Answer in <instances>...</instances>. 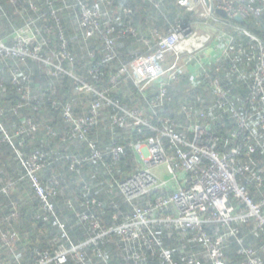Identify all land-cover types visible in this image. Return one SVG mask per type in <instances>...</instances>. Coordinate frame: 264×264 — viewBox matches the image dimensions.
<instances>
[{"label": "built area", "instance_id": "1", "mask_svg": "<svg viewBox=\"0 0 264 264\" xmlns=\"http://www.w3.org/2000/svg\"><path fill=\"white\" fill-rule=\"evenodd\" d=\"M10 1L14 5L18 2ZM150 1L158 9L161 8L162 2ZM178 1L189 11L192 10L186 5L188 2L193 7L210 4V0ZM217 1L220 6L215 8L212 5L211 13L228 30H223L213 46L204 49L199 57L194 55L198 48L194 40L197 33L192 28L193 23L177 24L167 34L160 35L155 32V41L145 39L149 47L147 54L139 55L129 64L123 65L119 74L112 78L116 83L119 75L128 74L142 92L158 85L155 97L149 101L151 109L157 114L158 109H163L169 98L167 85L179 83L183 76H187L190 88L201 87L205 94L196 95L193 104L189 102V106H184L183 111L188 121L184 130L179 129L181 125L176 118L159 116L155 124L145 116L143 110L127 109L113 103L95 85L56 63L54 57L42 55L47 40L36 28V21L49 15L56 21L55 27L59 30L60 58L75 62L68 47L63 22L58 15L60 9L55 6L54 0H45L48 7L46 13L42 12L36 1L30 0V7L37 17L30 18L24 26L15 30L13 45L0 39V57H12L19 61L33 59L43 64L49 75L65 73L73 77L77 81V92L95 96L89 111L82 116L73 112L72 104L64 106L63 116L71 126L70 139L86 138L91 129L104 122L101 109L105 102L114 104L118 109L110 118L111 127L138 128L140 134L145 129H150L156 133L155 136L139 139L134 145L138 161L134 172L126 178L118 181L111 178L105 183V187H116L117 192L133 207L132 213L119 224L104 227L94 211L95 204H101L96 200L98 192H93V214L89 212V205L82 204L83 207L87 206V211H82L72 201H68L72 212L88 225L89 236L79 244L71 242L69 246L59 245L54 251L40 252L37 264H99L101 260L109 264L100 244L114 234L126 244L127 259L134 264H149L150 254H154L162 264H178L172 251L164 247L162 238L157 234L156 229L159 227L182 228L184 237L198 245L197 251L180 256L182 264H227L225 249L231 238H235L239 245L237 254L242 257L241 264H264V240L260 247H255L247 245L241 236L242 228L252 225L264 238V168L254 163L251 158L258 150L264 153V39L235 20L238 16L245 19L250 14L260 15L264 5H256V0H249V5L245 3L247 0ZM75 5L79 7L77 21L84 31V40L98 37L104 48L103 62L115 60L119 46L114 36L116 28L111 20H103L110 12L102 6H89L84 0H74ZM217 9L224 10L226 16L217 13ZM23 13L19 11V14ZM45 25L44 33L52 32L54 26ZM122 32L137 34V30L132 27H125ZM234 32L248 37L247 47L236 43ZM167 54H172L175 61H165ZM90 55L95 56L92 52ZM90 74L93 79L99 78V69H90ZM12 75L17 82L29 83V76L17 69L12 70ZM235 75L239 78L247 77L245 82L249 91L245 98L225 82L227 79L230 82V78ZM241 84L240 82L237 86ZM23 90L27 95L31 93L26 85ZM225 114L235 124L230 136L237 143L228 151H220L222 142L214 131L213 124ZM26 123L32 128L35 127L32 119H27ZM23 133L25 129L20 128L18 135ZM50 133L54 134V131L49 129ZM165 139L172 145L171 149L166 146ZM4 142L12 143L13 136L0 119V143ZM88 146L91 154L84 160H103L106 152L95 141H89ZM125 148L124 144H115L112 147V162L105 163L107 173H112L113 165L122 158ZM21 162L26 170L25 177L40 199L35 218L52 222L61 237L70 240L67 225L61 221L52 200L57 195L58 182L52 177L44 184L40 178L41 172L49 165L48 154L36 151L28 157H22ZM80 162L79 158H75L71 168L74 169ZM159 169L166 172L163 177L158 176L161 174ZM251 186L257 189L262 199H254L249 189ZM15 188V182H11L0 187V193L10 194ZM85 191L87 195L91 194L90 188L86 187ZM160 191L168 193H160L151 198V194ZM18 215V211L14 210L11 214L14 221ZM210 229L212 231L209 232ZM18 240L19 233L13 226L8 230L1 229L0 253L4 247L11 248L16 245ZM87 247H93V255L85 250Z\"/></svg>", "mask_w": 264, "mask_h": 264}, {"label": "trees", "instance_id": "2", "mask_svg": "<svg viewBox=\"0 0 264 264\" xmlns=\"http://www.w3.org/2000/svg\"><path fill=\"white\" fill-rule=\"evenodd\" d=\"M29 1L18 0L14 5L10 0H0V39H4L10 45L14 44L15 30L24 26L30 18L37 17ZM34 1L39 4L43 13L47 12L45 0ZM54 1L55 6L60 9L58 15L63 22L68 47L75 57V62L71 63L60 58L59 30L55 27L56 21L49 15L36 21V28L47 40L42 55L54 57L56 63L67 70H72L75 75L95 85L99 91L105 92L113 103L127 109H141L155 124L159 116L176 118L181 125L179 129L184 130L188 122L183 111L184 106L193 104L196 95L205 94L201 87L194 89L186 87L187 76H183L179 83L167 85L169 98L164 108L158 109L157 114L151 109L149 101L155 97L158 85H153L142 92L128 74L119 75L116 83L112 78L119 74L123 65L129 64L139 55L147 54L149 47L145 39L155 41L153 37L155 32L164 35L177 24H196L198 18L194 12L181 6L178 0H158L162 2L160 9L150 0H84L89 6L98 5L109 11L110 15L103 20H111V24L116 28L114 36L119 44L118 55L115 60L104 63V48L101 40L98 37L84 40V31L77 21L79 7L74 6V0ZM245 3L251 4L249 0ZM255 4L260 6L264 5V2L256 0ZM19 11L24 13L19 14ZM45 24L54 26L52 32L44 33ZM241 24L251 33L264 39V10L258 16L250 14ZM125 27L136 29L137 34L123 33ZM234 35L238 45L247 47L246 35L240 32H234ZM90 52L95 56H91ZM94 67L100 72L97 79H93L90 74V69ZM13 69L27 74L29 83L15 81L12 75ZM230 79V82L228 79L225 82L245 98L249 91L245 82L247 77L239 78L235 75ZM240 82L241 86H237ZM76 84L77 81L68 74L49 75L43 64L33 59L19 61L12 57H0V119L13 136L12 143H0V187L11 182L16 184L15 190L10 194L0 193V245L2 244L1 229L8 230L13 226L19 233L16 245L1 250L0 264H37L40 252L54 251L59 245L69 246L71 242L79 244L85 241L89 236V227L72 212L68 201H72L74 206L82 211H87V206L83 207L82 204L89 205V212L93 214V192H98L96 200L101 204L96 203L94 211L97 212L104 227L119 224L133 211V207L125 201L122 194L117 192L116 187H105V183L111 178L115 181L126 178L134 172L138 166L134 145L139 139L155 136L156 133L150 129H145L143 134H140L138 128L111 127L110 118L118 109L114 104L105 102L101 112L108 116L105 118L102 116L104 122L91 129L86 138L70 139L71 126L63 116L64 106L68 103L72 104L73 112L82 116L87 114L91 102L95 99L93 94L77 92ZM25 85L30 88L29 95L23 90ZM54 102H57V105H54ZM27 119L33 120L34 128L26 123ZM234 126L233 120L227 114L214 122L213 129L222 142L220 151H228L237 143V140L230 136ZM20 128H24L25 133L18 135ZM49 129H52L54 134H49ZM89 141H95L97 146L106 152L103 160H84L91 154ZM165 143L171 149L172 145L168 139H165ZM115 144H124L126 148L122 158L113 165L112 173H107L105 163L112 162L110 152ZM36 151L48 154L49 165L41 172L40 178L44 184H47L52 177L58 182L57 195L52 200L61 221L67 225L70 240L63 239L52 222L35 218L40 207V199L25 177L26 170L22 166L21 159ZM75 158H79L81 162L72 169L71 164ZM251 158L254 163L264 168V153L261 150ZM86 187L90 188V195H87ZM249 189L256 201L263 198L255 187L251 186ZM165 192L167 191L154 192L151 198ZM14 210L19 213L16 221L11 216ZM156 232L162 238L164 247L172 251L178 264H182L180 256L183 253L197 251L199 248L197 244L184 237L182 228L159 227ZM241 236L247 245L255 247H260L264 240L262 234L252 225H245ZM125 247L126 244L115 234L100 244L109 264H134L132 260L127 259ZM238 248L235 238L227 242L225 249L227 264H241L242 257L237 254ZM92 249L93 247L85 248L90 255H93ZM99 264L106 263L101 260ZM149 264H162V262L154 254H150Z\"/></svg>", "mask_w": 264, "mask_h": 264}, {"label": "rangeland", "instance_id": "3", "mask_svg": "<svg viewBox=\"0 0 264 264\" xmlns=\"http://www.w3.org/2000/svg\"><path fill=\"white\" fill-rule=\"evenodd\" d=\"M186 5L192 10V12L195 13L196 18H198L197 23L194 24L192 28L197 33L196 37H194V40H195V44L198 50H196L194 55H197L199 57L204 51V49H206L207 47L213 46L212 44L215 42L217 37L220 36L223 30L227 31L228 29L227 27H224L225 24L223 22L219 20L217 21L215 19L216 16L214 17L211 13L212 5L215 6V8L220 6V3L217 0H213V1L210 0V4L204 3L203 5L199 4V5H195L194 7L190 2H188V4ZM229 28L230 30L232 29L231 27ZM182 47L183 49L185 48L184 45ZM171 55L172 54H167L165 61L173 60V55L172 56ZM174 61H175V57H174L173 62ZM130 71L132 73L133 69H131ZM186 87H190V85H188L187 83ZM100 92L103 93L107 98H109L105 92H102V91ZM107 116L108 114L107 115L105 113L103 114L104 118ZM159 171H161V174L158 175L159 177L161 176L163 177L164 173H166L165 171H163V169H159Z\"/></svg>", "mask_w": 264, "mask_h": 264}, {"label": "water", "instance_id": "4", "mask_svg": "<svg viewBox=\"0 0 264 264\" xmlns=\"http://www.w3.org/2000/svg\"><path fill=\"white\" fill-rule=\"evenodd\" d=\"M207 2H209V0H206ZM217 13L223 15V16H226V12L222 9H217ZM236 21L240 22V23H243L244 22V18L241 17V16H238L235 18Z\"/></svg>", "mask_w": 264, "mask_h": 264}, {"label": "crops", "instance_id": "5", "mask_svg": "<svg viewBox=\"0 0 264 264\" xmlns=\"http://www.w3.org/2000/svg\"><path fill=\"white\" fill-rule=\"evenodd\" d=\"M188 80V79H187Z\"/></svg>", "mask_w": 264, "mask_h": 264}]
</instances>
